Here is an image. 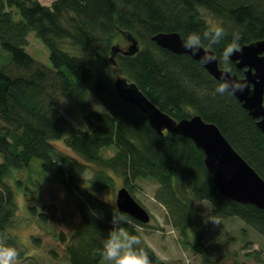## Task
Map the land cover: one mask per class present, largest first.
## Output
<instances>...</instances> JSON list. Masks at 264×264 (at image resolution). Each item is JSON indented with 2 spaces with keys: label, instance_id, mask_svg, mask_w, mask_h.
I'll return each mask as SVG.
<instances>
[{
  "label": "trees",
  "instance_id": "obj_1",
  "mask_svg": "<svg viewBox=\"0 0 264 264\" xmlns=\"http://www.w3.org/2000/svg\"><path fill=\"white\" fill-rule=\"evenodd\" d=\"M215 25L226 30L221 43L211 48L224 67L221 52L233 32L241 35L240 47L264 39V0H54L51 5L0 0V43L14 62L11 70L0 68V234H9L17 210L16 193L6 178L13 168H31L38 159L64 186L80 213L81 221L66 244L72 264H100L99 250L112 228L113 211L127 217L124 226L140 236L152 264H171L144 241L139 228L147 224L81 184L87 165L53 143L65 139L84 160L100 166L90 179L99 190L113 184L109 172L120 174L130 192L137 179H153L158 184L154 197L166 208L168 222L194 251L206 250L200 229L212 219L239 218L264 237V208L223 196L194 141L179 133H158L146 114L125 101L115 87L118 76L127 77L172 117L199 114L215 123L264 178V132L257 119L234 95H212L220 81L202 63L163 48L152 38L163 31H177L184 38ZM31 31L48 46L53 69L26 51ZM124 31L132 33L141 48L132 56L118 53L114 63L112 46ZM65 42L83 54L64 49ZM227 69L244 76L233 61ZM89 94L104 109L83 115L86 129H82L64 116L57 99L87 108ZM110 148L114 155L105 156L104 150ZM29 191L25 186L26 196ZM34 201L33 195L26 197L30 213L45 220ZM201 201L210 202L212 209L202 211L196 205ZM60 239L66 242L62 234Z\"/></svg>",
  "mask_w": 264,
  "mask_h": 264
},
{
  "label": "rangeland",
  "instance_id": "obj_2",
  "mask_svg": "<svg viewBox=\"0 0 264 264\" xmlns=\"http://www.w3.org/2000/svg\"><path fill=\"white\" fill-rule=\"evenodd\" d=\"M39 1L51 5L54 0ZM13 10L15 18L20 19L19 11L16 8ZM28 41L26 51L41 64L53 69L50 50L35 31L29 33ZM116 43L121 44L123 49L129 46V41L124 37ZM63 46L72 53L83 54L80 48L73 47L68 42ZM13 66L11 53L0 43V68L11 70ZM57 105L68 120L82 129H86L83 115L92 110L104 109L91 94L88 95L87 108L63 97L57 99ZM53 143L66 154L87 165L82 185L95 192L101 199L116 205L117 192L125 186L120 174L109 172L113 176V184L99 190L92 186L90 179L100 170V166L84 160L67 145L65 139L55 140ZM114 153V148L104 150L105 156H112ZM32 164L31 168H13L6 178L14 188L17 202L7 242L19 251L17 264H72L66 252V244L81 221L80 213L64 186L54 180L52 171L42 168L38 159H34ZM18 181H21V184H18ZM135 183L131 194L151 215L150 221L146 223L148 226L140 227L139 230L144 241L163 261L171 264H264V237L236 217L205 222L200 234L203 236L206 250L203 253L194 251L180 231L168 222L166 208L155 199L158 184L151 178H139ZM25 186L30 190L27 196ZM31 195L35 198L33 204L36 205L38 213L46 215L45 220L40 215L30 213L26 197ZM196 205L204 212L212 209V204L208 201H201ZM61 234L66 242L60 239ZM9 238L15 242H10ZM189 238L192 242L195 241L192 235Z\"/></svg>",
  "mask_w": 264,
  "mask_h": 264
},
{
  "label": "water",
  "instance_id": "obj_3",
  "mask_svg": "<svg viewBox=\"0 0 264 264\" xmlns=\"http://www.w3.org/2000/svg\"><path fill=\"white\" fill-rule=\"evenodd\" d=\"M123 36L129 41V46L125 49L119 43L112 46L111 60L114 63L118 53L132 56L141 48L139 40L132 33L124 31ZM152 38L159 46L176 54H188L202 63L201 57L205 50L194 56L183 47V38L179 32L163 31ZM207 53L215 57V60L202 64L215 79L220 81L222 76H226L229 80L245 85L244 91H237L234 96L249 114L257 119L258 127L264 132V39L244 44L233 54L232 61L237 68L244 70L242 77L230 69L221 67L212 49H208ZM115 87L125 101L137 105L146 114L150 125L158 133H179L194 141L204 152L205 165L223 196L236 202L264 208V178L235 149L218 125L204 120L199 114L182 119L172 117L147 97L136 82L129 81L127 77L118 76ZM116 207L143 224L151 219L147 208L126 186L117 192Z\"/></svg>",
  "mask_w": 264,
  "mask_h": 264
},
{
  "label": "clouds",
  "instance_id": "obj_4",
  "mask_svg": "<svg viewBox=\"0 0 264 264\" xmlns=\"http://www.w3.org/2000/svg\"><path fill=\"white\" fill-rule=\"evenodd\" d=\"M226 36V30L222 25H215L203 32L192 31L182 40L183 47L194 56L205 50L201 57L202 63H212L215 57L208 55L207 50L221 43ZM241 35L233 32L232 38L221 52V62L227 69L231 66L233 54L240 48ZM245 85L222 76L216 84L212 95L225 96L235 95L237 91L243 92ZM96 213L95 211L92 212ZM97 214V213H96ZM98 215V214H97ZM127 217L113 211L111 220L112 228L102 240L99 250L100 264H152L148 251L142 246L140 236L129 231L124 225ZM6 234H0V264H17L19 251L10 245Z\"/></svg>",
  "mask_w": 264,
  "mask_h": 264
}]
</instances>
